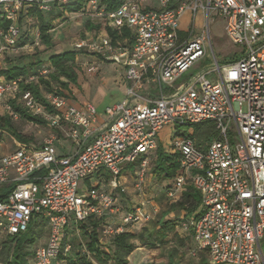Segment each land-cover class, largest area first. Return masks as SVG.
<instances>
[{
    "label": "built area",
    "instance_id": "2783aa9c",
    "mask_svg": "<svg viewBox=\"0 0 264 264\" xmlns=\"http://www.w3.org/2000/svg\"><path fill=\"white\" fill-rule=\"evenodd\" d=\"M76 1L0 0V51H19L33 37L40 39L32 8L48 13L54 4ZM112 1L118 0L85 2L80 13L106 32L75 48L124 68L125 100L100 114L91 103L51 93L45 96L55 111L50 114L30 91L21 93V84L37 76L0 79V104H6L8 113L13 114L9 102L17 100L53 130L38 147L15 140V151L0 158V190L13 186L0 201V235L24 234L41 221L47 241L33 250L32 264H55L72 248L64 240L73 225L101 220L98 231L106 245L129 226L152 221L159 210H148L149 202L121 208L125 172L134 168L140 194L150 158L159 149V133L170 125L211 122L217 130L212 141L198 145L193 133L172 141L165 152L178 155L180 171L162 191L171 201L189 187L201 196L199 209L177 222V229L194 241L191 256L205 252L212 264H264V0H119L118 7L108 9ZM187 13L192 18L181 35ZM198 14L202 22L196 32ZM218 19L237 47L236 59L220 65L214 55L213 67L176 86L207 57L208 45L213 48L211 24ZM1 20L8 22L6 27ZM108 27L119 35L129 31L132 44L114 45ZM52 70H40L38 76ZM60 133L74 145L73 153H58Z\"/></svg>",
    "mask_w": 264,
    "mask_h": 264
},
{
    "label": "rangeland",
    "instance_id": "374dc122",
    "mask_svg": "<svg viewBox=\"0 0 264 264\" xmlns=\"http://www.w3.org/2000/svg\"><path fill=\"white\" fill-rule=\"evenodd\" d=\"M191 18L192 17L189 13L183 16L181 21V35H185V32L188 31V25L191 21ZM46 20L48 22H54L52 21L51 17H46ZM77 22H80V19H76L74 21L72 19H64L55 22L54 32H51L53 41L50 47L43 45L40 39L35 40V37H33L29 43V46L24 49L19 51H0V71L3 69L12 68L14 66H25L30 71L31 76L38 77V72L40 70L51 68V65L48 61L50 56L64 52L75 51L77 52L75 69L80 76L81 82L78 81L77 86L72 85L76 90L75 95L72 92L66 90L64 91V94L67 95L71 100L81 99L85 102L91 103L97 108L98 112L104 113L107 107L126 99L127 92L124 93V87L126 85L124 68L120 65H115L111 62L105 61L98 55H89L78 52L75 48V44L83 40H91V37L86 35V32H88L86 27L77 24ZM201 22L202 15L198 14L196 19V32H199L198 27L200 26ZM223 25V22L219 19L211 24L213 48L208 45L207 57L197 63L194 68L185 73L181 78H179L175 83L176 86L187 82L200 71L213 67L215 64L214 55L216 56L220 65L232 62L236 59L235 53L237 51V47L228 40L227 36L225 35ZM95 37L96 36L92 37V39ZM92 67H98V70L90 72V68ZM51 72H54V70ZM46 78L49 79L50 77L46 76ZM50 81L52 85L51 90H53V93L59 91L60 86L56 82L52 80ZM151 88V92L156 94L157 91L155 88L153 86H151ZM42 92L44 96L51 94L49 89L46 87H42ZM140 95H146V92H140ZM7 113L8 111L6 109V104H0V116H3ZM40 115L43 116L44 113H40ZM13 124L18 133L31 139L30 144L35 147L40 146L43 140L53 132L50 127L36 125L24 121L19 117H13ZM198 129L199 128L196 126H166L159 133V147L163 148L167 152H170L169 150L174 139L190 135ZM60 138L62 144L58 147H60L63 154H67V150H70L69 152L74 151V145H71V143L67 141L68 139L65 138L61 133ZM16 148L17 144L15 143V139L9 134H4L3 140L0 144V155L7 151L8 154L12 153ZM157 158V152H155L150 158L151 163L150 170L146 178L147 181L140 194L135 189L133 179V173L135 171L134 168H131L125 172L122 182L127 188V197L131 196L133 199L137 198L136 203L131 204L132 206L141 204L143 202H149V204H146L147 206H156L159 210L158 212L162 214V212L167 209L169 204L165 198L160 196L158 182L152 173V169L154 168ZM103 186L104 185L102 184L101 187ZM120 216L121 215L115 216L114 222L118 220ZM161 217L162 215H159L154 221L150 223L140 224L130 229V231L136 236L133 240L136 250L129 257L130 264H168L169 254L172 251L174 243H161L160 233L158 232V225ZM165 220H168V217H166ZM42 225L43 223L41 222L40 227ZM35 229L38 235H40V239L38 241L45 242L48 236V231L45 228H39L37 226ZM150 232L152 233V236L151 234L149 235ZM70 240L74 245L73 253L70 258H65V260H62L59 264H78L84 258L94 261L90 256V253L85 247H83V243L87 244L85 235L80 236L77 234L76 236L70 237ZM39 244L41 243L38 242V245ZM261 246L264 251V239L261 240ZM105 251L108 253L112 252L111 249H107ZM174 256L175 262L178 264H212L205 253L200 254L198 257L191 256L189 253V245L174 252ZM0 264H3V258H0ZM109 264L115 263L110 262Z\"/></svg>",
    "mask_w": 264,
    "mask_h": 264
},
{
    "label": "trees",
    "instance_id": "16d2710c",
    "mask_svg": "<svg viewBox=\"0 0 264 264\" xmlns=\"http://www.w3.org/2000/svg\"><path fill=\"white\" fill-rule=\"evenodd\" d=\"M86 1L87 0H78L75 3L67 5L54 4L52 6V10L48 13H44L36 8H32L30 10V16L37 20L39 23L38 28L40 31L41 43L47 47H50L53 41L51 31L54 30V27L52 25V22H48L46 20V17H51L52 21H55L56 19L62 17L63 12H81ZM119 5V0L112 1L109 4L108 9H114ZM1 23L4 27H6L8 24V22L5 20H1ZM86 28L88 30L100 29L99 26H94L91 23H87ZM107 31L114 45H117L118 42L122 43L124 40H128V45L132 44V39L129 31L124 30L123 34L121 35H119L118 31L113 30L109 27L107 28ZM23 46L24 43L19 44V47ZM76 58L77 52L75 51L56 54L48 58L51 68H53L54 70V72H51L48 77H50V80L56 82L60 86V90L55 94L65 95V90L71 92L70 85H78L79 75L75 69ZM30 76V71L25 66H14L12 68L3 69L0 71V77L8 80L27 78ZM49 79H47L46 76H38L36 81L34 82L24 81L21 84V93L30 91L37 102L42 105L48 113L53 114L55 113V111L49 105L42 92V87H46L49 89L50 93H53V90H51V81ZM9 105L13 114L7 113L3 116H0V143L3 140L4 134H9L19 143H31V139L18 133L13 124L14 115H17L24 121L49 127V123L47 120H45L41 116L33 114L28 108L19 103L17 100H11L9 102ZM196 127L199 129L193 132L192 137L196 140L198 145H202L208 141H212L217 137L216 126L211 122L202 123L197 125ZM157 156L158 158L155 161L152 173L158 182L160 196L168 201L169 206H167V209L163 211L162 214L158 213L152 221H154L159 215H162L158 225V232L160 233L161 243H174L172 251L169 254L168 264H178L177 262H175L174 252L178 251L180 248H185L186 246H188V244L187 241L182 238V233L177 229L178 219L165 220V218L169 213L172 212H184L185 215L194 214L200 207L201 196L194 188L189 187L182 194L181 198L178 201L169 200L166 197L165 193L162 191V187L165 182H167V184L171 183L179 174V157L178 155L166 153L165 150L161 147H159V149L157 150ZM12 188L13 186H8L0 190V201L4 200L7 197V194L12 190ZM40 223L41 221L39 220L33 222L30 225L29 230L24 234L7 237L5 242L2 244L0 251V258H3V264H32V248L40 239V235H38V233L36 232L35 227L37 226L39 228L46 229L45 224L40 227ZM100 224L101 220H91L89 224L72 226L75 232L76 230H79L80 233L85 235V238L87 239V246H85V248L95 261L94 262L88 258H84L78 264H109L110 262H113L115 264H130L129 257L136 250V246L133 243V240L136 236L135 234H133V232L130 231V229L136 227L137 225L129 226L125 232L116 234L108 244L102 245L101 236L98 231ZM150 234L152 236L151 232L149 233V235ZM189 236L191 237V235ZM67 242L71 243V241L69 242V240H67L66 238L64 240V245ZM191 248L192 247L189 246V253ZM73 249L74 245L72 244L70 252L62 253L57 261H62L65 260V258H70L73 253ZM107 249H111L112 252H106L105 250ZM203 253L205 252H202L200 254ZM57 261L55 264H57Z\"/></svg>",
    "mask_w": 264,
    "mask_h": 264
},
{
    "label": "crops",
    "instance_id": "0c3cea01",
    "mask_svg": "<svg viewBox=\"0 0 264 264\" xmlns=\"http://www.w3.org/2000/svg\"><path fill=\"white\" fill-rule=\"evenodd\" d=\"M63 15H65V16H63ZM63 15H62V17L61 18H58V19H56V21H54V22H52V25H53V27H54V23L55 22H57V21H60V20H64V19H72L73 21L74 20H76V19H80V22H77V24H79V25H82V26H85L86 27V25H87V23H91V24H93L94 26H99L100 27V29H93V30H88L87 28V31L88 32H86V35L87 36H90L91 37V39H92V37H94V36H96V35H99V34H103V33H105L106 31V29H105V27L101 24V23H99V22H97V21H95L94 19H92L88 14H81L80 12H78V13H67V12H63ZM36 21V23H37V26L39 25V23H38V21L37 20H35ZM76 22V21H75ZM51 32H54V30H52ZM116 65V64H115ZM79 75V74H78ZM2 77H0V79H1ZM78 81L79 82H81L80 81V76H79V78H78ZM127 88H128V85H127V83H126V85H125V87H124V93H126L127 92ZM70 89H71V92L75 95V92H76V90L74 89V87L72 86V85H70ZM148 93H150V91L148 92ZM152 94H153V92H151ZM75 101V103H84L85 101H83V100H81V99H76V100H74ZM100 113V112H99ZM100 114H102V113H100ZM1 144V143H0ZM74 150V149H73ZM68 152H67V154H69V153H73V151H71V152H69L70 150H67ZM58 153L59 154H62V155H64L63 153H62V150L60 149V147H58ZM8 154V151L7 152H5V153H3L2 155H0V158L1 157H3V156H5V155H7ZM164 184H167V182H165ZM115 193H117V191H115ZM128 199V200H127ZM119 200H120V205H121V208L122 209H125V210H127V209H129V208H131V207H133L131 204H134V203H136V201H137V198L136 199H133V198H131V196H128L127 197V195H125V196H123V195H120V197H119ZM126 202H127V204H126ZM130 204V205H129ZM150 207H151V209H152V206H147V209L148 210H150ZM185 215V213L184 212H172V213H169L168 215H167V217H168V220H173V219H178V218H181V217H183ZM173 217V218H172ZM71 232V233H70ZM80 235V236H82L83 234L82 233H80V231H78V232H75L74 231V228H72V227H70V228H68V230H67V240H69V242L71 241L70 240V237H72V236H76V235ZM182 238H184L186 241H187V244L190 246V247H193L194 246V241H193V239H192V237H190L189 235H187V234H183L182 233ZM7 239V237H4V236H2V235H0V250H1V246H2V244L5 242V240ZM46 241H47V239L45 240V242H41V241H38L39 243H41V244H39L38 245V242L35 244V246L32 248V250H34L36 247H38V246H40V245H43V244H45L46 243ZM83 242V241H82ZM86 246V244H84L83 243V247H85ZM208 256V255H207ZM198 257V256H197ZM209 258V257H208ZM61 261H57V264H59Z\"/></svg>",
    "mask_w": 264,
    "mask_h": 264
}]
</instances>
